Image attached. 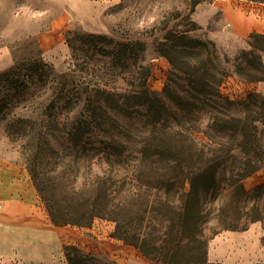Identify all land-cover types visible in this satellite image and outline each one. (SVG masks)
Listing matches in <instances>:
<instances>
[{"label": "trees", "instance_id": "trees-1", "mask_svg": "<svg viewBox=\"0 0 264 264\" xmlns=\"http://www.w3.org/2000/svg\"><path fill=\"white\" fill-rule=\"evenodd\" d=\"M252 35V49H242L238 56L245 62L237 66L241 73L248 68L261 71L264 34ZM174 39L184 41L187 37ZM196 42L188 40L182 49L176 42L161 44L162 54L172 64L162 94L147 87L151 70L139 65L134 90L98 89L90 99H77L74 105L66 96L68 112L76 106L82 112L74 123L65 125V153L55 148L62 138L45 127L43 120L29 121L21 116L7 121L9 139L25 140L23 147L32 154L26 159L28 170L55 226L91 228L96 219L110 221L115 224L110 237L146 253L142 245L151 238L146 229L153 223L177 226L189 219L202 222L208 203L231 213L227 216L234 219L253 214L251 223L262 220L264 183L247 190L244 180L264 167V96L250 93L239 101L222 94L220 86L228 72L217 65L213 72L205 60L202 67H196L189 57ZM143 51L142 43L127 42L115 44L105 53L113 56L117 65H126L128 60L135 63ZM16 73V69L8 70L2 76ZM176 110L184 115L204 113L208 123L204 129L181 125ZM0 111L4 112V105ZM117 115L139 119L149 129L129 141V132ZM3 119H8L7 113ZM52 122L51 128H59L56 119ZM86 130L94 137L83 141ZM89 142L98 153L80 154L79 149ZM127 150L132 151L127 154ZM129 157L135 162L131 167L125 164ZM58 164L67 167L66 177L58 174ZM65 253L69 264L94 260L74 245L66 246Z\"/></svg>", "mask_w": 264, "mask_h": 264}, {"label": "rangeland", "instance_id": "rangeland-1", "mask_svg": "<svg viewBox=\"0 0 264 264\" xmlns=\"http://www.w3.org/2000/svg\"><path fill=\"white\" fill-rule=\"evenodd\" d=\"M214 1L216 0H0V107L4 105V112L0 111V158L28 170L26 159L31 158L32 154L28 148L23 147L26 141H11L5 130L9 119L12 121L21 116L29 121L43 120L45 127L49 126L53 133L62 138L60 142H56L55 148L61 153L67 152L64 140L68 128L65 125L74 123L82 110L76 106L68 112L66 103L70 100L66 96L73 99L74 105L77 99H90L98 89L123 93L134 90L137 88L135 76L138 75L139 65L151 70L147 87L162 94L172 71V64L161 52L163 43L171 45L176 42L178 49H182V44L186 41H197L193 44L196 46L192 50L194 53L189 55L192 63L196 67H202L205 60L213 72L216 65L225 69L228 76L221 84L220 91L231 99L245 100L250 93L264 96L249 88V79L260 77L264 81V54L261 71L248 68L241 73L237 68L239 63L245 65L238 56L242 49H252L251 37L244 47L230 51L226 45L213 42L207 29L193 20V10L199 4ZM180 35H185L187 40L174 39ZM100 36L107 40L99 38ZM43 39L49 40L52 45L50 49L43 48ZM127 42L142 43L144 51L135 63L128 60L126 65H117L113 56L106 55L105 51L113 49L115 44ZM13 69H16V74L2 76ZM6 113L8 119H3ZM175 115L183 121L181 125L184 126L194 124L204 129L208 123L204 113L184 115L176 110ZM116 118L129 132V141L149 129L143 127L139 119L121 115ZM53 119L58 121L59 128H51L55 125ZM166 128L168 129V125ZM180 129L182 131L183 127ZM93 137L86 130L82 139L88 141ZM131 151L127 150L126 153ZM79 153L92 156L98 153V148L92 149L89 142L86 147L79 149ZM133 161L131 157L125 158V164L129 167L135 163ZM57 166L58 174L65 176L67 167L60 164ZM261 183H264V167L244 180L247 190H252ZM38 196L40 197L39 193ZM261 205H264V198ZM230 214L220 212L218 206L214 208L208 203L202 222L189 219L185 224L177 226L169 222L161 225L153 223L151 228L146 229L151 233V238L142 245L146 253L140 248L132 247L149 260L162 264H208L207 245L213 235L225 229L244 228L252 221L253 214L239 219L227 216ZM261 217L264 224V215ZM95 223L97 227L92 232L90 229L93 226L62 227L63 237L72 240L65 247L77 246L73 241L89 236V243L86 244L91 243L93 250L87 251L77 246L94 258L93 261H87V264H119L106 254V242L95 244L91 240H104L102 236L107 227L111 228V233L115 224L99 219Z\"/></svg>", "mask_w": 264, "mask_h": 264}, {"label": "crops", "instance_id": "crops-1", "mask_svg": "<svg viewBox=\"0 0 264 264\" xmlns=\"http://www.w3.org/2000/svg\"><path fill=\"white\" fill-rule=\"evenodd\" d=\"M73 5V3H72ZM193 20L206 28L209 38L235 51L247 44L252 34H264V2L216 0L199 4ZM44 49L52 46L43 39ZM250 90L264 94V81L251 82ZM0 264H69L62 227L55 226L26 168L0 158ZM97 224L100 225L99 222ZM96 223L90 231L96 230ZM104 240L107 255L119 264H162L149 260L136 248L111 238ZM85 234V232H82ZM89 238V236H87ZM83 237L73 244L93 250ZM208 264H264V224L250 223L245 229H225L213 235L207 245Z\"/></svg>", "mask_w": 264, "mask_h": 264}, {"label": "built area", "instance_id": "built-area-1", "mask_svg": "<svg viewBox=\"0 0 264 264\" xmlns=\"http://www.w3.org/2000/svg\"><path fill=\"white\" fill-rule=\"evenodd\" d=\"M0 204H1V202H0Z\"/></svg>", "mask_w": 264, "mask_h": 264}]
</instances>
